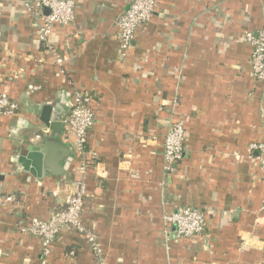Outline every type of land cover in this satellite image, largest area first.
I'll return each mask as SVG.
<instances>
[{
	"label": "crops",
	"instance_id": "obj_1",
	"mask_svg": "<svg viewBox=\"0 0 264 264\" xmlns=\"http://www.w3.org/2000/svg\"><path fill=\"white\" fill-rule=\"evenodd\" d=\"M129 2L75 0L73 24L49 38L64 58L58 67L20 0H0V92L18 105L0 116V193L18 201L0 208V264H41L38 239L18 229L48 219L70 194L74 139L57 134L71 148H59L60 175L39 181L15 160L42 136L33 108L51 105L64 116L74 90L96 104L82 219L103 264L262 263L264 173L249 147L264 143V83L253 80L252 47L241 38L264 30V0H158L121 59L116 22ZM178 120L185 155L168 176L162 145ZM175 207L203 211L202 238L174 240L163 216ZM45 264L99 263L84 237L63 229Z\"/></svg>",
	"mask_w": 264,
	"mask_h": 264
},
{
	"label": "built area",
	"instance_id": "obj_2",
	"mask_svg": "<svg viewBox=\"0 0 264 264\" xmlns=\"http://www.w3.org/2000/svg\"><path fill=\"white\" fill-rule=\"evenodd\" d=\"M158 0H130L128 8L116 22L117 49L119 57L124 59L136 32L144 27L153 17ZM23 12L34 19L37 41L52 58L54 64L61 67L64 58L58 56L50 44V36L56 26H69L75 19V0H20ZM48 11L45 14V11ZM243 41L252 47L251 76L256 82L264 83V30L253 35L245 31ZM18 105L3 90L0 92V116L14 115ZM96 115L95 99L87 91L74 90L71 94V106L60 122L65 136L74 139L75 170L71 182L70 194L64 202L55 208L49 218L42 220L28 218L18 231L23 236L38 239L41 251V264H45L51 255L53 243L63 229L84 237L87 245L99 264H103V254L97 236L83 222L82 213L87 196L86 179L92 160L86 150L88 132L94 125ZM36 136V138H38ZM72 139V140H73ZM185 127L182 120L172 121L167 126L162 145V166L165 175L172 176L178 172V165L185 155ZM250 156H253L260 170L264 173V143L251 144ZM54 197L57 193H52ZM18 203L13 194L0 193V208ZM264 210V207H263ZM166 226L174 227V240L202 238L205 231L203 211L193 207H175L163 216ZM168 232H165V235ZM260 264H264V261Z\"/></svg>",
	"mask_w": 264,
	"mask_h": 264
},
{
	"label": "water",
	"instance_id": "obj_3",
	"mask_svg": "<svg viewBox=\"0 0 264 264\" xmlns=\"http://www.w3.org/2000/svg\"><path fill=\"white\" fill-rule=\"evenodd\" d=\"M48 11H45L47 14ZM34 115L38 117V123L41 125L42 130L39 133L42 136L37 138V142H26L24 149H19V154L15 160L22 169L29 173L39 181L48 175H60L62 167L60 162L63 157L60 156L61 147L64 149L63 154L68 155V150L71 148L64 147L59 140L57 134L61 132V118L63 117L62 111L54 108L51 105L35 106L33 108ZM50 132V133H49ZM49 133V136L46 137ZM23 152V153H22ZM71 156V153H70Z\"/></svg>",
	"mask_w": 264,
	"mask_h": 264
},
{
	"label": "trees",
	"instance_id": "obj_4",
	"mask_svg": "<svg viewBox=\"0 0 264 264\" xmlns=\"http://www.w3.org/2000/svg\"><path fill=\"white\" fill-rule=\"evenodd\" d=\"M62 130V129H61ZM205 218H206V215H205ZM26 223V222H25ZM22 226V225H21Z\"/></svg>",
	"mask_w": 264,
	"mask_h": 264
}]
</instances>
